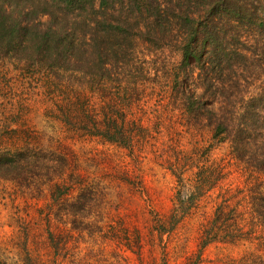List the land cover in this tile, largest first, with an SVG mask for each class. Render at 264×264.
I'll list each match as a JSON object with an SVG mask.
<instances>
[{
	"label": "rangeland",
	"instance_id": "rangeland-1",
	"mask_svg": "<svg viewBox=\"0 0 264 264\" xmlns=\"http://www.w3.org/2000/svg\"><path fill=\"white\" fill-rule=\"evenodd\" d=\"M243 31L245 58L225 63L223 77L217 74L205 92L194 62L188 76L178 72L176 46L125 43L129 57L111 68L108 85H100L112 89L131 127L145 128V139L132 147L60 118L56 104L67 99L101 111L102 86L93 91L90 78L40 67L18 51L1 53L0 264H264V235L251 214H240L239 225L248 230L243 239L201 247L202 226L214 218L213 190L173 216L177 193L187 199L196 188V165L231 159L228 144L212 138L209 122L185 110V94L216 112L257 108L249 129L257 145L264 136L257 133L264 128V32ZM233 42L229 35L225 44ZM259 94L262 99L249 103ZM231 162L237 182L248 176Z\"/></svg>",
	"mask_w": 264,
	"mask_h": 264
},
{
	"label": "trees",
	"instance_id": "trees-1",
	"mask_svg": "<svg viewBox=\"0 0 264 264\" xmlns=\"http://www.w3.org/2000/svg\"><path fill=\"white\" fill-rule=\"evenodd\" d=\"M19 1L20 5H16L14 0H1L0 54L18 51L19 58L30 59L40 67L90 78L93 91H99L102 86L101 91L108 100L101 111L84 102L78 106L71 99L56 107L67 124L124 147H132L136 139H145V128L138 123L132 127L127 123V113L118 108L119 99L114 100L112 89L105 86L112 80L111 68L117 69L129 57L126 42L141 39L176 46L180 53L178 72L188 76V68L194 62L205 92L219 79L217 74L223 77L225 63L245 58L241 32L248 27L264 32V0ZM41 16H47V20L42 21ZM229 35L236 41L228 43L233 48L225 44ZM100 81L105 85H100ZM262 95L251 96L249 103L262 99ZM192 96L185 94V110L196 112L209 122L212 138L228 144L231 159L245 168L248 176L237 182L227 166L232 164L231 159L227 163L220 158L207 165H196V188L187 199L177 193L173 216L179 217L205 192L213 190L214 218L209 225L202 226L201 247L213 241L243 239L248 230L240 227V214L257 218L258 228L264 235V178L261 176L264 167L260 171L264 165V136L257 145L249 129L259 115L257 108L253 110L247 105L239 113L220 107V112H216ZM100 115L104 118H98ZM257 133L263 135L264 128ZM244 158L259 163L249 166ZM261 239L264 241V237Z\"/></svg>",
	"mask_w": 264,
	"mask_h": 264
}]
</instances>
